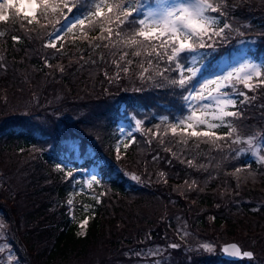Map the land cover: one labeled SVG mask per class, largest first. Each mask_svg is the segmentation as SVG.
Segmentation results:
<instances>
[{
	"label": "trees",
	"instance_id": "1",
	"mask_svg": "<svg viewBox=\"0 0 264 264\" xmlns=\"http://www.w3.org/2000/svg\"><path fill=\"white\" fill-rule=\"evenodd\" d=\"M227 4L218 25L226 22L232 27L225 29L223 37L206 39L210 51L203 48L199 52L200 60L208 58L204 73L214 70L217 55L239 40L258 37L256 55L249 53L255 58L264 54V0H227ZM74 13L73 18L79 15L75 9ZM57 16L41 17L39 24L29 25L12 9L10 19L0 22V31L5 33L0 36V212L13 226L25 264L142 260L141 253L152 244L168 243L170 234L180 232L177 239L181 240V229L212 243L247 239L264 252V164L254 162L249 152H233L243 145L230 147L219 141L217 147L196 139L185 145L170 131L165 134L175 118L188 112L182 97L198 78L188 89L172 87L170 78L178 73L156 75L168 65L153 59L142 79L150 57L143 53L134 57L133 50L123 45L105 47L108 41L100 39L98 26L88 31V20L83 32L75 23L63 42H56L55 48L46 47L47 33ZM12 36L20 37L19 41H13ZM124 52L128 56L122 60ZM24 65L28 66L27 76H20L16 71H23ZM125 67L128 72L123 71ZM13 76L21 78L24 87L31 77L53 76L50 90H61L64 98L46 115L39 114V119L32 114L6 116L10 99L18 91ZM253 93L254 98L243 104V96L232 97L243 113L237 126L245 136L264 131V85ZM124 114L134 116L141 125L127 148L125 141L120 145L124 160L117 163L120 170L115 163L121 154L114 156V152L120 138L116 124L127 120ZM164 116L167 123L160 119ZM226 131L217 129L218 134ZM92 164L98 165L99 202L88 199L92 217L81 236L70 219L68 201L82 186ZM237 168L241 172L236 173ZM133 175L139 179L133 180ZM10 246L19 258L21 249L12 242ZM253 260L229 261L217 254H199L181 264H252Z\"/></svg>",
	"mask_w": 264,
	"mask_h": 264
},
{
	"label": "snow or ice",
	"instance_id": "2",
	"mask_svg": "<svg viewBox=\"0 0 264 264\" xmlns=\"http://www.w3.org/2000/svg\"><path fill=\"white\" fill-rule=\"evenodd\" d=\"M227 7V0H156L154 7L149 5L147 0H0V22H7L10 19L7 12L12 9L18 17L23 15L29 25L34 22L39 24L41 17L48 19L49 16L55 18L59 15L64 17V23L56 20L59 26L49 33V39L55 41L62 32L68 30L69 17L64 10L73 13L75 9L79 15H76L73 24L79 23L82 32L85 20H88V31L98 26L101 32L100 39L108 41L105 47L109 44L112 47L123 45L133 50L134 57H140L142 53L150 57L147 60L148 67H143L142 79L144 73H148L152 67L153 59L157 64L164 61L168 67L163 72L158 71L156 75L164 77V73L168 71L178 73V77L170 78V85L183 90L193 84L199 72V69L189 66L190 55L198 49L205 48L206 39L211 40L213 36L223 37L225 29H231L232 26L226 22L222 27L218 25V17L226 14ZM28 13L31 15H27ZM4 35L5 33L0 31V36ZM113 37L116 39L113 40ZM12 39L18 42L20 37L12 36ZM45 46L56 47L54 42ZM126 56L128 52H124L121 59ZM186 60H189V63H185ZM127 63L131 64L132 61L129 60ZM128 70L127 67L123 69L124 72ZM60 71H63V68ZM148 78L151 79V76ZM233 80L242 84L249 92H254L257 87L264 85V63L246 61L225 76L201 82L199 91L194 88L188 89L189 94L182 97L188 103V112L175 118L165 129V134L170 131L172 136L180 137L178 142L185 145L192 139L203 140L217 147L219 141L228 143L230 147L246 145V148H235L233 152L236 154L249 152L259 163L264 164V131L243 135L237 126V122L243 118V113L236 107L237 100L228 92L222 91ZM253 81L257 83L254 84ZM211 85L214 87H210ZM193 92L196 94L193 95ZM237 95L244 97V100L240 101L241 104L248 102L246 92L239 91ZM160 119L168 122L167 116ZM140 125L141 121L137 120V129ZM220 128H226L227 131L218 134L217 129ZM124 147L127 148L128 145ZM188 163L191 164L192 161ZM56 168L63 170L60 165H56ZM235 172L239 173L241 169L237 168ZM66 175L71 177L72 173L67 172ZM131 178L139 179L135 175ZM93 181L100 182L93 175L89 187ZM68 203L71 204L72 201L69 200ZM171 247L178 246L173 244ZM203 247L208 252L212 251L209 245ZM229 248L233 250L231 253ZM224 252L249 259L254 256L251 251H242L236 244L226 246Z\"/></svg>",
	"mask_w": 264,
	"mask_h": 264
},
{
	"label": "rangeland",
	"instance_id": "3",
	"mask_svg": "<svg viewBox=\"0 0 264 264\" xmlns=\"http://www.w3.org/2000/svg\"><path fill=\"white\" fill-rule=\"evenodd\" d=\"M148 4L151 6H155L156 0H147ZM14 10V9H13ZM15 11V10H14ZM65 14L69 17L67 22V28L71 27L73 24L72 21L75 20L73 16L75 15L74 11L73 13H67V9L64 10ZM10 10L7 12L9 15ZM27 15H31V13H28ZM57 20H60L61 23H64V17L57 16ZM80 25V24H79ZM59 25L56 24V21L51 29H49L47 36H46V43H56V42H63L62 40L67 35V31H64L60 34L59 39H56L55 41H51L49 39V33L53 32L55 27H58ZM81 26V25H80ZM258 37L248 38V40H239L237 45L232 47L231 49H227V51L220 53L217 55L216 62V68L212 70V68H209V72L204 73L203 71H206L208 67H205L207 59L203 58L200 60V49H198L195 53L191 54V57H194V59L191 58L189 66L194 67L196 69H199V72L197 74L198 81L194 85V89L196 91H199L201 82L205 80H216L218 77L227 75L228 72L232 71L234 68L239 67L244 62H252V63H264V54L260 52L259 58H255V50L257 48V40ZM204 49L210 51L209 46H206ZM249 51H253L254 54H249ZM256 55V54H255ZM46 64V63H45ZM48 64V63H47ZM46 64V65H47ZM59 65V64H56ZM23 71L17 70L16 72L18 75L27 76L28 66L24 65ZM62 67V66H61ZM27 78V77H25ZM52 79L53 76L49 77H31L30 84H27L24 87V84L21 82V78L13 76L14 85L16 86V90H18L15 95L10 99V106L5 111V115H16L14 118H23L25 114H32V117L35 119H39V114L46 115V112L51 109L52 107L57 106V104H60L62 102V99L64 98L63 92L59 89H56L55 91L50 90L52 85ZM223 83V81H221ZM232 84L235 86L233 87ZM147 85V83H145ZM122 89L126 90V84H122ZM210 87H214V85H211ZM24 88V90L21 92V90ZM192 88V89H193ZM242 89H245L242 84L235 82L234 80L229 84L228 87L223 88L222 91L228 92L232 97L233 95H237V92L242 91ZM119 91V90H118ZM61 93V94H60ZM66 94V92H65ZM196 92H193V95H195ZM248 97H253L255 93L249 92L247 90ZM238 96V95H237ZM124 109V105H122V108ZM3 111V108L2 110ZM0 111V112H1ZM57 115H60V113H57ZM126 116L125 121H120L118 124H116L117 128V135L120 136L118 139L116 146L117 149L114 152L115 154L118 152V155L121 153L119 152L120 145L123 141H125V145H128L130 142L133 141L134 132L137 130L136 126V119L134 116L129 114H124ZM13 118V119H14ZM69 120V119H67ZM70 121V120H69ZM123 129V131H121ZM124 146V145H123ZM246 145H243L242 148H246ZM99 152V151H98ZM247 153V152H244ZM117 155V156H118ZM249 155H252L251 153ZM123 155L121 154L117 162L115 163V166L119 168L117 163L123 162L122 160ZM253 158V161L258 163L255 156H251ZM260 165H263L259 163ZM120 169V168H119ZM118 169V170H119ZM121 170V169H120ZM122 173H124V169L122 170ZM95 175L97 179L100 181L98 176V171L96 169V165H92L89 170L87 171L86 176H84V182L82 186L77 187L75 189V193L72 196V203L70 204V219L73 222L76 223V234L83 236L84 232L86 231V228L88 226V221L92 217L91 210V203L88 201L89 198L92 200H96L99 202L98 198V186L101 188V182L95 183L94 181L91 183V187H89V181L91 180V177ZM84 215L82 216V214ZM5 213L0 212V264H25L27 263L24 254V250L19 247L17 244L19 240L14 237L13 235V226H11V223H9L8 217L5 218ZM86 221V223H85ZM83 224V227L81 225ZM180 232H176L173 235L168 236V243L166 244H152L150 246L151 249L148 251L141 253L142 260L138 259L136 257H133L132 259L126 261H119L118 263L114 264H181L182 261L190 262L193 259V256L196 255H214L217 254V256H221V246L224 243H212L206 239H197L191 236V234L184 229H181V235L179 236L181 240L177 239L178 234ZM191 237V238H190ZM14 244V246L19 249H21L20 253L18 254L19 258L15 257L16 249L12 246H10L11 242ZM184 241L186 243H184ZM234 242V241H231ZM241 243H236L240 246L242 251L250 250L254 256H253V263L252 264H264V252L260 250L259 244L256 246L252 243H249L248 240L242 239L240 241ZM243 243V244H242ZM177 245L178 247H171V245ZM186 245L184 248L183 246ZM204 245H209L212 248L211 252H208L204 249ZM249 245L250 248L247 246ZM169 250V251H168ZM105 253V250H102V254ZM186 253L193 254L192 256L185 255ZM252 259V258H251ZM249 258L245 260H251ZM243 260V259H241ZM25 261V262H24Z\"/></svg>",
	"mask_w": 264,
	"mask_h": 264
},
{
	"label": "water",
	"instance_id": "4",
	"mask_svg": "<svg viewBox=\"0 0 264 264\" xmlns=\"http://www.w3.org/2000/svg\"><path fill=\"white\" fill-rule=\"evenodd\" d=\"M232 244H236V245H238L236 242H226L225 244H223L222 246H221V248H220V250H221V253H222V255H221V257H222V259H226V260H231V261H236V260H241V259H247V258H242L241 256H238V255H229V254H226L225 252H224V248L226 247V246H229V245H232ZM239 246V245H238ZM240 247V246H239ZM233 250L231 249V248H229V252L231 253ZM246 251V250H245ZM247 251H250V250H247Z\"/></svg>",
	"mask_w": 264,
	"mask_h": 264
}]
</instances>
